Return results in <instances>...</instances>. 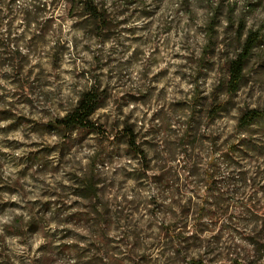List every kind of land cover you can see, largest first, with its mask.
Segmentation results:
<instances>
[{
	"label": "rangeland",
	"instance_id": "obj_1",
	"mask_svg": "<svg viewBox=\"0 0 264 264\" xmlns=\"http://www.w3.org/2000/svg\"><path fill=\"white\" fill-rule=\"evenodd\" d=\"M58 2L53 0V7ZM163 2L114 0L112 8L108 9L104 6L105 0H100L99 5L105 10V23L97 35L99 30L95 20L84 14L80 0H66V17L77 21L71 25L72 30H83V39L89 41L83 50L92 52V40L101 45L100 55L94 56V63L89 67L65 70L64 74L73 76L76 81L70 85L73 95L79 99L89 88H98L102 94L99 108L112 101L121 115L129 101L158 107L152 120L145 122L155 125L156 120H161L162 126L138 131L133 122L134 113H130L122 121L103 116L92 119L101 127V132L85 129L63 132L55 127V121L61 116H54L47 108L38 110L36 99L39 94L50 103L52 96L44 89L53 87V81L59 84L62 79L59 69L63 56L69 52L68 42L63 38V24L58 26L56 19L51 17L44 19L48 6L41 7L40 0L34 3L24 0L20 6H17V0H0V79L15 88V91H9L7 86L0 85V121L10 122L6 128H0V133L7 135L20 131L26 140L32 135L40 138L39 142L29 144L2 142L13 152L19 148L26 151L20 157L0 151V168L10 164L19 169L16 180L9 178L6 182L0 174V215L20 207L5 200L4 193L24 192L28 187L24 183L27 180L32 181V187L45 185L41 198L29 201L25 209L31 219L26 223L17 219L16 227L6 228L9 235H21V243H26L37 232L48 241L36 250L31 264H56L57 259L72 258H76L78 264H104L105 258L109 264H159L152 255L157 244L161 255L173 250L179 264H241V253L247 257L246 264H256L257 256L264 255V117L246 129L237 126L244 110H264V25L259 28L260 42L246 65L241 87L230 97L226 93L229 63L245 38V34L239 37L238 26L243 20L237 22L236 6L229 4V0H169L180 5L166 10L171 11L169 18L160 16ZM140 20L147 22L127 27ZM20 28L24 31L19 32ZM248 29L251 28L245 25L244 33ZM144 32L149 35H137ZM109 40L115 45L104 56L102 46ZM81 42L73 38L77 53ZM129 45L135 50L129 61H123L119 57L130 50ZM21 46L28 50L27 54L21 52ZM162 50L171 58L168 67L151 75V68L164 62ZM146 51L149 56L144 60L141 83L135 89L117 95V88L111 81L123 79L121 70L141 62ZM33 58L38 61L35 65L31 63ZM44 59L49 61L47 67L40 62ZM175 60L184 63L175 65L176 71L172 72L171 61ZM105 69H108L107 73ZM176 78L179 83H175ZM209 80H212L211 85ZM162 83L164 87L160 88ZM174 83V98L168 101V88ZM181 84L193 87L185 92ZM77 101L70 97L67 104H59V110L67 114ZM217 104H225V107L212 117L209 112ZM21 105L28 106V114ZM37 114L41 118H34ZM226 120L237 121L233 133L205 135L199 131L202 127H223L226 131L228 125L222 124ZM172 121L181 125L178 131L170 129ZM127 130L133 131L144 156L129 147ZM73 133L77 135L75 140ZM162 133L171 134L162 141L165 151L157 153L160 146L157 138ZM53 135L61 137V142L49 144L47 140ZM149 136L153 139H147ZM92 137H96V155L86 172L82 168H73L65 174L72 182L71 186L57 182L56 188H50L40 179L49 172L56 174L64 169L71 163L68 157L72 149L82 147ZM152 153L155 154L150 159ZM164 156L170 158L160 166L156 162ZM123 157L140 160L141 166L131 173L124 170L119 186L114 181L106 182L97 174L107 164ZM154 171L158 175H150ZM81 172H84L83 176ZM93 172L97 174L98 197L81 198L77 195L78 186ZM129 180L136 182L134 192L146 190L151 183L156 186L157 195L135 202L123 198V204L115 197L107 199L112 190L122 191ZM70 196L80 199L69 204ZM157 213L165 216L160 226L154 222ZM49 214L50 219H46ZM50 222L63 227L51 230ZM141 224H144L143 228ZM79 227L92 234L87 247L82 248L80 243H65L70 238L88 239L73 231ZM109 231L120 235L111 238ZM206 233L209 234L207 237ZM237 238L240 244H235ZM245 245H252V248ZM202 247L206 251L201 254L198 250ZM7 251L0 252V260L3 264H12ZM193 252L197 255L188 260ZM21 264H24L23 258Z\"/></svg>",
	"mask_w": 264,
	"mask_h": 264
},
{
	"label": "clouds",
	"instance_id": "obj_2",
	"mask_svg": "<svg viewBox=\"0 0 264 264\" xmlns=\"http://www.w3.org/2000/svg\"><path fill=\"white\" fill-rule=\"evenodd\" d=\"M24 0H17V6H20ZM35 0H30V3H34ZM95 3L99 4L100 0H94ZM114 0H105L104 6L108 9H111L113 6ZM149 4H152V0H148ZM229 4L235 5L237 12V22L239 20H243L245 22L246 28H251L252 30H257L261 27V25H264V0H229ZM44 5L48 6V11L45 13L44 19H47L49 17L56 19L57 25L63 24V38L67 40L68 49L69 52L63 56V63L61 65V68L59 69V74L61 76V81L59 84H57L55 81H53L54 86L50 88H45L44 91L52 96L51 102H45L42 97L37 95V109L41 108H47L49 111L52 112V114L64 116L66 112L59 110V104L65 103L67 104L69 98L71 97L74 101L78 100V97H75L73 95V90L70 87V85L75 84L76 81L73 76L65 75V70H75V69H84L89 67L90 64L94 63V56L100 55V52L98 51L101 48V45L96 42V40L91 41L92 46V52L84 51V44L89 43V41L84 40V31L77 29L72 30L71 25L76 23V19H68L65 15V10L68 7L66 0H59L58 4L53 7V0H40V6L43 7ZM179 3H170L169 0H164L163 6L160 9V16H168L171 18V11H166L174 8H179ZM4 13H7V9H3ZM182 14V13H181ZM63 18V21L60 19ZM147 21L140 20V21H134V23L127 25V27H133V26H141ZM19 24L20 21H17ZM227 24V21H225V25ZM24 29L20 28L19 32H23ZM137 35H144L147 36L149 33H137ZM73 38H76L77 40L82 41L79 44V52L74 48L73 44ZM115 45V42L112 40H109L106 42L103 47V55L107 56L109 54V50L113 48ZM51 45H49V48ZM130 50L128 52H125L123 56H120L119 58L123 61H129L130 57L132 56V51L135 49L129 45ZM27 49L21 46V52L27 54ZM175 51V49H173ZM161 55L164 57V62H160L156 67H152L150 74L155 75L160 70L165 69L168 67V61L171 59L167 52L162 50ZM149 56V53L146 51L145 56L143 60L139 63H134L131 68L125 67L121 71H123L124 76L123 79H113L111 81L112 85L117 88V95L122 93L125 90H133L135 89L140 83H141V73L145 71L144 68V60H147ZM74 60L75 63H71V61ZM84 61H87L88 63H84ZM37 59L33 58L31 63L35 65L37 63ZM43 63L46 67L49 63L47 59H44L40 61ZM173 67L171 68L172 72L176 71L175 65L184 63V61L181 60H175L171 61ZM115 67V66H113ZM5 71H10V69H5ZM106 73L108 72V69L104 70ZM175 83H179V78L175 79ZM175 83L173 84V87L168 88V97L167 100L171 101L174 98V91ZM208 84H212V80L208 81ZM0 85H5L9 88V91H15V88L11 85H7L6 81L3 79H0ZM121 85H124V87H121ZM160 88L164 87V84L159 85ZM181 87L184 89L185 92H187L192 85L188 84H181ZM82 91V89H80ZM2 94V93H0ZM176 99H180L181 97H175ZM163 105H160L162 107ZM21 108L23 109L25 114L29 113V108L27 105H21ZM159 110L158 107H146L144 104L140 103L137 104L135 102L129 101L126 107H123L122 109V115L118 114L116 112V106L112 101H109L106 107H102L97 109L92 119H97L99 117H109L112 121H115L117 119L123 120L128 114L134 113V123L137 124V130L140 129L147 130L150 127L153 126H162L161 120H156L155 125L152 123H146L145 120L151 121L153 114L156 113ZM233 115H236L233 113ZM34 118H41L38 114ZM179 119H183L182 117H179ZM9 121H0V128H6ZM222 124L228 125L226 131L223 127L220 128H214L209 129L206 127L200 128V133L205 135H212V134H219L223 133L224 135L233 133L237 121L236 120H226L223 121ZM181 128L180 124H177L175 121H172L170 124V129L172 131H178ZM171 133L164 134L162 133L159 138H157L158 144L160 146L156 149V152H164L165 149L162 146V141ZM77 138L76 133H73V139L75 140ZM147 139L152 140L153 137L149 136ZM174 139V137H173ZM40 138L36 135H32L30 139H25V136L20 132H14L7 135H4L0 133V151L6 152V153H12L16 157H20L25 154L26 149L19 148L13 152L11 148L5 147L2 142L4 141H17L24 144L32 143L33 141L39 142ZM96 137L90 138L88 141L84 143L82 147H74L72 149L71 155L68 157V160L71 161V163L67 164L64 169H62L59 173L53 174L49 172L48 174L40 177V179L46 181L47 186L50 188H56L57 182L71 186L72 182L65 178V174L69 171H72L73 168H82L84 172H86L89 168V166L92 164L93 158L96 155L97 152V146L95 144ZM47 142L49 144H57L61 142V137L57 135H53L50 138H48ZM210 147V145H209ZM155 153L150 154L154 155ZM170 157L164 156L161 157L156 163L160 164V166H163L167 160ZM56 157H53V160L55 161ZM179 159H183V157H179ZM141 166L140 160H133L128 157H123L116 159L113 163L107 164L102 170H100L97 174L103 178L106 182L111 183L115 182L117 186H119L120 182L123 180V173L124 170H127V172H135L137 169H139ZM155 167V165H154ZM19 171L18 168L13 167L10 164H4L3 168H0V174H2L3 179L7 182L9 181V178L12 180H16V173ZM84 172H81L80 174L83 176ZM150 175H158L157 172H152ZM24 183L28 185L26 187L25 191L18 194L9 195L8 193H4L3 197L7 201L15 202L17 205H20L19 208H14L9 211H7L5 214L0 215V252H3L5 249H7L6 255H9L12 257V264H21V258L24 260V264H31V258L33 256H36V250L40 248L41 245L46 244L48 241L45 239L42 233L37 232L35 236L31 237L27 240L26 243H21V240L23 237L21 235L12 234L9 235L6 232V228H13L16 227V221L17 219L21 220L22 222H27L31 219L28 212L25 210L29 201H34L37 199H40V193L45 188V185H37L35 187H32V181L27 180ZM136 188V182L129 180L122 191L118 190H112L108 196V200H113L115 197L121 204L124 203V199L126 198L129 202H135L139 201L141 199L147 200L151 199L153 195H157V188L155 185L149 183V186L146 190H137L136 192L133 191V189ZM158 200L161 198L158 196ZM45 200L49 199V197H44ZM80 199L76 196H70L67 200V203L71 204L73 201H76ZM163 202V201H161ZM167 203L170 204L171 200L168 199ZM51 214H49L46 219H50ZM134 219L139 220V217H135ZM165 220V216L161 213H157V216L155 218V224L157 226H160L163 224ZM48 227L51 230H55L58 227H63L62 225H58L55 222H50ZM68 227H72L69 225ZM141 228L144 227V224L140 225ZM73 231L78 233L79 236H83L88 238L85 241H78L76 238H70L65 243L73 244V243H80L81 247H87L88 242L91 240V233L86 228H73ZM155 232V229H153ZM192 230L189 229V233L191 234ZM120 235L119 232L116 231H109L108 236L111 238H118ZM209 234L206 233L205 236L207 237ZM150 243V242H149ZM241 241L237 238L235 241V244H240ZM235 246V245H233ZM246 248L251 249L252 245H245ZM31 250V251H30ZM206 251L205 247H202L198 250L199 253H203ZM154 259H156L159 264H179V261L175 258V252L171 249H169L167 255H161L160 253V247L159 244H157V250L153 254ZM197 255V252H193L191 256L188 257V260H190L192 257H195ZM247 257L244 255V253H241V264H246ZM0 264H3V261L0 260ZM56 264H78V260L76 258L72 259H57ZM104 264H109V261L107 258L104 260ZM256 264H264V255H258L256 258Z\"/></svg>",
	"mask_w": 264,
	"mask_h": 264
},
{
	"label": "trees",
	"instance_id": "obj_3",
	"mask_svg": "<svg viewBox=\"0 0 264 264\" xmlns=\"http://www.w3.org/2000/svg\"><path fill=\"white\" fill-rule=\"evenodd\" d=\"M80 7L85 15L94 18L96 27L99 30L97 31V35H100L104 29L105 10H103L99 4L95 3L94 0H80ZM244 29L245 23L240 21L238 26L239 37H242V35L245 34V38L238 53L229 63L226 93L230 97L239 91L241 83L244 79V70L246 65L252 56L254 48L260 42L261 38V32L259 29H248L245 33ZM101 103L102 94L100 90L95 87L89 88L81 94L76 106L70 112L55 121V127L63 132H72L75 129L101 132V127L93 122L91 118L95 111L101 106ZM224 107L225 104H217L210 110L209 114L213 117L219 111L224 109ZM263 117L264 110L248 108L240 115L237 126L238 128L246 129L255 121ZM126 135L128 137L129 147L138 155L144 156L145 153L137 144L133 131L127 130ZM96 175V172H93V174L89 176L88 180L83 181L78 186V196L84 199H87V197L91 198L92 196L96 198L98 197L100 189L96 180ZM88 195H91V197Z\"/></svg>",
	"mask_w": 264,
	"mask_h": 264
}]
</instances>
